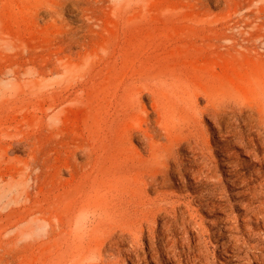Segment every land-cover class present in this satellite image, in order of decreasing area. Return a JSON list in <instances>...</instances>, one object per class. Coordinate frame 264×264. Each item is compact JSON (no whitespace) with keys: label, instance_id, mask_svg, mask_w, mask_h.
<instances>
[{"label":"rangeland","instance_id":"1","mask_svg":"<svg viewBox=\"0 0 264 264\" xmlns=\"http://www.w3.org/2000/svg\"><path fill=\"white\" fill-rule=\"evenodd\" d=\"M259 130L264 0H0V264H157L148 238L135 262L118 243L124 211L145 213L130 196L189 200L156 179L221 163L219 140L261 181L236 138Z\"/></svg>","mask_w":264,"mask_h":264},{"label":"bare ground","instance_id":"2","mask_svg":"<svg viewBox=\"0 0 264 264\" xmlns=\"http://www.w3.org/2000/svg\"><path fill=\"white\" fill-rule=\"evenodd\" d=\"M229 131L225 127H219L217 135L224 137L225 140L232 135ZM258 134L256 139L261 141L260 144L255 143V137L252 138L251 144L242 134L236 135V138L239 139L237 143L253 155L252 161L264 164V136L260 130ZM150 139L153 141L154 137L151 136ZM220 141H215L217 151L228 152L221 163L217 160L207 162L202 170L197 168V163H193L196 167L189 168L187 174L178 166L180 169H177V176L171 177L168 174L159 177L160 180L156 179V187L166 185L174 179L177 183L178 181L179 184L181 183V191L187 192L191 188L194 194L189 196V200L186 195L174 196L172 198L175 200L172 202H168V199L163 197L160 199L161 204H156L154 211L146 206L142 194L135 193L130 196L131 201L145 211L142 216L139 215L140 217L134 216L131 207H128L123 214L122 226L125 232L118 238V243L125 244L126 238L131 237V241L129 239L131 249L128 250V254L132 262H135L139 256L134 248L135 245L133 246V239L145 237L149 239L150 256L155 260L156 254L157 264L164 263L159 259L160 242L161 248L166 252L165 264H183L180 256L183 253L178 251V245L180 247L182 245L187 256L185 257L188 258L187 264H264V178L260 181V175L263 173L259 170L242 173L240 169L247 165L246 162H226L225 159L232 157L229 154L230 143L220 144ZM231 166L233 168L231 170L224 169ZM214 171L221 172L218 176ZM213 174H217V177ZM192 204L207 215V226L204 220L202 223L194 220ZM152 219L161 223L159 227L156 225L153 231L148 227ZM166 237L176 239V241L172 240L174 242L170 249H168L169 243L165 242ZM206 237L209 238V246ZM210 247L214 251L211 258L207 253L210 252ZM245 247L248 250L245 251Z\"/></svg>","mask_w":264,"mask_h":264}]
</instances>
